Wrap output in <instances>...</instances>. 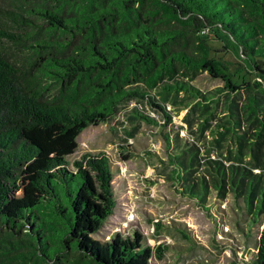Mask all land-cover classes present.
<instances>
[{
    "label": "trees",
    "instance_id": "obj_1",
    "mask_svg": "<svg viewBox=\"0 0 264 264\" xmlns=\"http://www.w3.org/2000/svg\"><path fill=\"white\" fill-rule=\"evenodd\" d=\"M201 71L222 83L200 88ZM118 113L129 135L157 127L161 172L212 218H262L247 260L264 264V0L0 4V264H148L129 235L91 236L116 204L103 150L72 164L49 156L31 179L37 198L4 210L41 151L25 130L60 134Z\"/></svg>",
    "mask_w": 264,
    "mask_h": 264
},
{
    "label": "rangeland",
    "instance_id": "obj_2",
    "mask_svg": "<svg viewBox=\"0 0 264 264\" xmlns=\"http://www.w3.org/2000/svg\"><path fill=\"white\" fill-rule=\"evenodd\" d=\"M7 2L0 0V4ZM223 55L235 59L230 52ZM193 82L207 89L221 84L222 80L201 71ZM184 111V108L176 110L173 115L176 123H183L180 118ZM124 118V114L118 113L106 121L60 134L25 130V136L38 143L41 151L21 169L20 186L13 191L4 210L16 215L20 205L37 198L38 190L31 179L49 156L59 154L72 164L86 151L103 150L112 162L116 204L91 234L96 242L129 235L137 245L144 246L142 254L148 264H249L248 252L256 249L262 218L250 227L245 213L237 221L227 210L223 216H216V220L212 218L192 199L179 193L161 172L160 159L166 155L164 139L157 127L142 122L129 135L130 125ZM221 206L226 204L222 202ZM155 220L162 222L161 230L154 227ZM159 244L165 248H158ZM73 256V252L69 254L70 259ZM67 264L72 263L68 260Z\"/></svg>",
    "mask_w": 264,
    "mask_h": 264
}]
</instances>
